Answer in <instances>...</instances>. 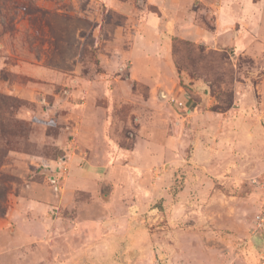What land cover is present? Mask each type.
<instances>
[{"label":"rangeland","instance_id":"rangeland-1","mask_svg":"<svg viewBox=\"0 0 264 264\" xmlns=\"http://www.w3.org/2000/svg\"><path fill=\"white\" fill-rule=\"evenodd\" d=\"M137 2L141 8L143 0ZM90 3L0 0V264H97L91 252L81 256L92 238L71 231L77 225L69 210L51 204L55 214L47 219L27 200L35 184L48 189L42 168L50 160L70 158L86 116L108 118L122 148L146 140L155 149L153 168L142 176L150 193L136 188L134 218L121 224L123 234L105 236L121 244L115 264H250L251 254L264 264V236L253 234L264 207V0L195 2L210 28L226 4L252 21L257 15L244 27L254 45L249 52L176 38V87L152 92L128 81L131 102L112 106L95 92L86 107L80 78L103 69L87 23L97 11L82 8ZM121 201L116 213L131 205ZM135 226L147 233V253L130 248Z\"/></svg>","mask_w":264,"mask_h":264},{"label":"crops","instance_id":"crops-1","mask_svg":"<svg viewBox=\"0 0 264 264\" xmlns=\"http://www.w3.org/2000/svg\"><path fill=\"white\" fill-rule=\"evenodd\" d=\"M90 1L82 8L97 11V19L87 23L91 25V38L97 39L103 69L90 71L84 75L86 78H80L82 87L89 93L84 103L86 107H92L91 103L96 100L95 92L112 106L123 100L131 102L133 92L128 81L142 83L152 92L176 87L177 81L172 78L176 72L172 53L176 38L206 44L213 49L236 47L241 52H249L254 48L244 27L249 28V22L258 16H254L252 21L249 15L235 11L229 4L215 11L214 27L210 28L200 20L199 10L195 8L196 0H143L141 8L137 0ZM110 13L124 16V23L116 24L109 20ZM238 25H243V30L238 32ZM75 69L74 72L78 73L77 67ZM125 72L126 81L122 79ZM171 79L172 83H169ZM94 106L99 107L98 104ZM110 124L108 118L94 116H86L82 123H78L74 133L75 146L71 145L75 149L67 159L68 172L62 171L58 160H50L48 167L42 168L48 189L45 191L44 187L35 184L28 192L31 199H27L34 212L45 214L47 219L50 212L55 214L51 211V204H55L58 210H69L73 217L70 219H76L78 227H70L71 231L76 230L80 236L92 238L81 248V256L91 252L89 259L97 264H115L113 256L121 244L106 240L105 236L123 234L121 224L134 218L130 213L138 209L136 203L140 202H135L131 195L136 188L141 189L138 192L143 196L150 193L142 176L153 168L155 162L151 160L155 149L146 140L139 141L132 149L120 147ZM167 144L159 148L161 161L162 154L167 155ZM131 171H135L134 175ZM118 173H121V178ZM40 193H47L49 198L40 201ZM120 197L124 200L122 204L131 205L116 213L114 206ZM133 228L129 232L132 237L130 248L134 252L147 253V233L136 229V226ZM249 261L250 264H259L253 254ZM139 263L146 264V261L140 260Z\"/></svg>","mask_w":264,"mask_h":264},{"label":"built area","instance_id":"built-area-1","mask_svg":"<svg viewBox=\"0 0 264 264\" xmlns=\"http://www.w3.org/2000/svg\"><path fill=\"white\" fill-rule=\"evenodd\" d=\"M172 102L176 103L179 107L184 106V103L180 101L179 99H172ZM58 161L62 167V171L64 173H67L68 168H69L67 160L65 158H62V159H59ZM253 232L255 234H257V232L261 233L264 236V207L255 217V225H254Z\"/></svg>","mask_w":264,"mask_h":264},{"label":"trees","instance_id":"trees-1","mask_svg":"<svg viewBox=\"0 0 264 264\" xmlns=\"http://www.w3.org/2000/svg\"><path fill=\"white\" fill-rule=\"evenodd\" d=\"M174 42H175V39H174ZM174 42H173V43H174ZM173 45H174V44H173ZM1 156H2V155H1Z\"/></svg>","mask_w":264,"mask_h":264}]
</instances>
